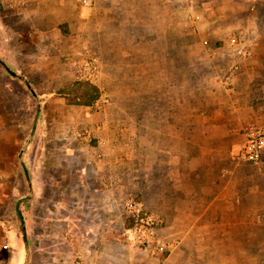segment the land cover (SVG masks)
I'll return each instance as SVG.
<instances>
[{
    "label": "rangeland",
    "instance_id": "rangeland-1",
    "mask_svg": "<svg viewBox=\"0 0 264 264\" xmlns=\"http://www.w3.org/2000/svg\"><path fill=\"white\" fill-rule=\"evenodd\" d=\"M20 1L0 0V59L21 77L11 76L0 64V259L15 264L20 248L26 264L25 236L16 211L19 199L30 196L20 208L32 252L45 244L37 233L49 229L54 213L71 209L58 204L70 203V180L80 178V172L63 168L60 137L66 135L63 142L72 150L83 147L73 134L81 126L83 110L96 112L105 99L109 114L120 113L126 120L131 103H142L149 88L156 93L148 96L151 102H159L162 95L167 104H193L200 119L197 143L191 148L197 154H187L190 137L184 133L183 154H148L145 174L142 160L136 159L135 173L127 181L129 187L135 185L127 200L141 202L148 214L160 219L159 233L171 245L161 263L178 251L179 237L203 216L196 224L203 253L184 256V264H254L253 256L242 255L249 244L242 239V185L254 184L256 172L264 169V155L260 162H245L239 153L249 129L264 127V0H93L91 7L82 0H63L64 12L59 13L51 0L37 1V8L34 1ZM159 8L168 23L158 22ZM47 25L50 33L59 27L61 36L51 40L57 39L64 50L71 47L66 55L46 59L38 42H43L39 33ZM91 59L102 70L97 85L77 75L75 63ZM165 66L167 86L182 94H161L158 71L164 72ZM70 73L72 79L65 80ZM134 90L139 95L130 94ZM39 104L41 115L31 137ZM81 209L74 213L83 216ZM125 212L126 232L117 241L142 252L129 239L132 219ZM70 241L79 249L76 239ZM194 245L191 238L186 241V246Z\"/></svg>",
    "mask_w": 264,
    "mask_h": 264
},
{
    "label": "crops",
    "instance_id": "crops-1",
    "mask_svg": "<svg viewBox=\"0 0 264 264\" xmlns=\"http://www.w3.org/2000/svg\"><path fill=\"white\" fill-rule=\"evenodd\" d=\"M31 1H34V8H37L39 5L37 1L43 0H25L26 5ZM51 1H54L55 10H58V13L64 12L63 0ZM25 3L24 0L20 1L21 5ZM159 11H162L161 8ZM166 15L165 11L158 13L160 24L168 23L165 20ZM46 27L39 33L42 34L43 42H38L42 46L46 59L47 57L48 59L49 57L50 59L59 58L66 55L67 51H71V47L64 50L65 47L57 39L51 40L61 36L58 26L51 33L50 26ZM137 27L140 26L134 25V31H138ZM165 40L162 41L165 42ZM159 46H162V42ZM176 57L178 56L174 57L175 62L178 61ZM162 59L165 63V58L162 57ZM65 66L69 67L66 61ZM162 69L164 72L161 69L158 71L161 94L171 90L175 94H182V90L178 89L179 92H176L177 87L170 88L169 84L167 86V67ZM177 72L174 68V74ZM64 77L68 81L72 79L71 73ZM62 85L63 83L59 84V86ZM143 93L145 97L142 103H131L132 106L129 107L131 113L126 120L120 113L109 114L105 106L96 112H92L91 107H86L83 110L81 126L75 128L73 132L74 136L76 132L83 134L75 138L83 145L82 148H78L79 152L76 149L72 150L68 143L63 142L66 135L60 137L62 146L59 148L63 151L62 166L67 170L75 168L76 170L72 172H80V178L72 177L70 180V190L68 194L66 193L70 196V203L65 204L63 201L58 204L61 207H70V210L67 208L68 214L56 216L54 213L51 219L52 224L47 223L49 229L43 232L38 231V237H42L45 244L37 246L33 252L29 247L27 250L29 259L27 261L26 256V264H184V256L203 253L199 249L202 238L197 232L200 227L196 225L202 222L199 219L203 216L198 217L189 232H183L184 234L179 237L182 245L178 251L162 261L163 263L158 257L153 258L130 244L117 241L120 240L119 235L122 233L124 235L126 232L125 205L128 201L127 197H132L135 189V185L132 184V187H129L127 181L129 176L135 173L136 159L142 160L145 174L144 169L149 170L146 161L151 157L150 154H183L184 133L190 137V151L187 154H197L198 151L191 149L194 148L192 143H197L199 136L198 107L186 103L183 105L176 101L167 104L162 101L164 97L162 95L159 96V102H151L148 96L156 94L154 90L147 88ZM130 94L139 95L135 90ZM171 159L176 160L173 157ZM73 161L78 162V165L74 167L66 165ZM175 167L177 168V163ZM91 177H96L100 181L99 185L97 182L92 183ZM131 181L134 183L132 178ZM242 193L246 196L242 197V239L249 242L242 248V255L253 256L254 264H264V169L262 167L254 176V184L242 185ZM248 195L250 197L247 198ZM53 203H55L54 200ZM80 207L83 208L81 209L83 216L74 213L75 209ZM209 209H212L211 206H208ZM72 237L80 243L79 249L73 247L74 243L70 241ZM190 238L195 244L192 248L186 246V241ZM16 255L18 260L15 264H22L20 248ZM0 264H7L6 260L0 259Z\"/></svg>",
    "mask_w": 264,
    "mask_h": 264
},
{
    "label": "built area",
    "instance_id": "built-area-1",
    "mask_svg": "<svg viewBox=\"0 0 264 264\" xmlns=\"http://www.w3.org/2000/svg\"><path fill=\"white\" fill-rule=\"evenodd\" d=\"M85 7H91L93 0H82ZM78 79L97 85L101 80L102 70L97 60L91 59L83 63H75ZM229 79V78H228ZM101 88V86L99 85ZM108 100H101L97 107L101 109ZM82 132H76L75 136L81 137ZM242 160L245 162H260L264 155V127L255 126L249 129L247 141L242 149ZM128 213L131 214L132 226L128 230L129 239L137 242L139 249L152 257H162L170 253V244L165 237L160 235V219L154 214H148L144 205L137 200H128L125 205Z\"/></svg>",
    "mask_w": 264,
    "mask_h": 264
},
{
    "label": "water",
    "instance_id": "water-1",
    "mask_svg": "<svg viewBox=\"0 0 264 264\" xmlns=\"http://www.w3.org/2000/svg\"><path fill=\"white\" fill-rule=\"evenodd\" d=\"M0 64L8 71V73L13 76V77H16V78H19L21 79L20 76H18L16 73H14L1 59H0ZM25 83L27 85V88L28 90L35 96L37 97L33 87L31 86V84L25 80ZM40 115H41V107H40V104L38 105V108H37V111H36V116H35V120H34V127H33V130L31 132V137L36 133V127L38 125V121H39V118H40ZM30 142V139L27 141V144ZM20 159H22V154H20L19 156ZM22 166L24 168V172H25V175H26V178L29 182V185L30 187L32 186V183H31V179H30V175L28 173V170L26 168V166L24 165V163L22 162ZM29 195H27L26 197H23L21 199L18 200L17 204H16V211H17V214L22 222V226H23V231H24V236H25V244H26V247H27V250H29V244H28V238H27V232H26V226L24 224V218H23V215H22V212H21V204L23 201L29 199ZM29 259V253L27 254V261Z\"/></svg>",
    "mask_w": 264,
    "mask_h": 264
},
{
    "label": "trees",
    "instance_id": "trees-1",
    "mask_svg": "<svg viewBox=\"0 0 264 264\" xmlns=\"http://www.w3.org/2000/svg\"><path fill=\"white\" fill-rule=\"evenodd\" d=\"M24 81V80H23Z\"/></svg>",
    "mask_w": 264,
    "mask_h": 264
}]
</instances>
